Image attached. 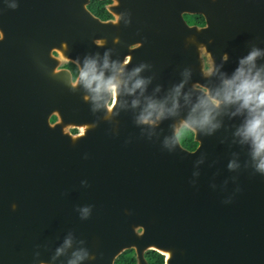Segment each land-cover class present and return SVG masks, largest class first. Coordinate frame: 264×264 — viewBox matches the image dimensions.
I'll return each mask as SVG.
<instances>
[{"label": "water", "instance_id": "95a60500", "mask_svg": "<svg viewBox=\"0 0 264 264\" xmlns=\"http://www.w3.org/2000/svg\"><path fill=\"white\" fill-rule=\"evenodd\" d=\"M89 1L0 0L3 36L10 42L12 27H50V50L63 55V28L80 27L83 52L92 55L107 50L115 27L140 31L123 42L161 46L130 63L146 65L141 75L151 78L147 93L160 86L156 96L184 79L185 70L184 91L195 83L209 87L191 44L210 43L213 58L227 54L233 61L240 50L214 45L264 49V0H116L119 25L94 16ZM184 13L203 14L207 26H189ZM59 64L51 54L44 102L12 97L0 111V264H66L72 249L52 257L69 235L73 248L88 250L85 264H114L130 249L137 264H149L151 250L165 264H264V175L242 165L238 143H223L206 164L205 145L190 153L177 136L181 127H171L185 109L156 128L135 122L138 109L94 111L85 91L71 87L70 73L56 70ZM65 74L68 81H61ZM169 136L174 139L165 146ZM229 161L238 167L229 169Z\"/></svg>", "mask_w": 264, "mask_h": 264}, {"label": "clouds", "instance_id": "9594fccd", "mask_svg": "<svg viewBox=\"0 0 264 264\" xmlns=\"http://www.w3.org/2000/svg\"><path fill=\"white\" fill-rule=\"evenodd\" d=\"M120 19V16L112 17L113 23ZM94 43L102 45L104 41L98 39ZM261 57H264V49L253 46L238 59L232 72L226 74L209 55L202 72L205 77H217L218 83L214 87L195 83L184 91L189 76L185 70L184 79L172 85L162 96H156L155 93L160 91L159 85L153 93H147L151 78L141 75L145 64L129 69L127 58L112 60L106 50L102 56L96 53L84 56L82 62L77 61L78 72L69 83L72 88L79 86L85 91L84 99L91 102L94 111L103 109L105 114H113L114 107L117 112L125 107L138 109L135 122L149 128H156L163 120L179 117L181 109H185V114L178 124L174 122L171 127L179 126L190 135H211L221 127L222 117H240L232 135L237 143L247 147L255 172L264 175V64L258 63ZM222 59L227 60V54ZM125 97L131 99L126 100ZM173 139L174 136L166 137L165 146H169ZM236 167L235 161H229V169ZM81 214L82 218L86 217L88 209L83 208ZM72 245V237H65L56 247L52 259L72 249L66 264H85L89 259L88 250L73 248Z\"/></svg>", "mask_w": 264, "mask_h": 264}, {"label": "flooded vegetation", "instance_id": "af4514ba", "mask_svg": "<svg viewBox=\"0 0 264 264\" xmlns=\"http://www.w3.org/2000/svg\"><path fill=\"white\" fill-rule=\"evenodd\" d=\"M96 2L105 3V11H99V7L96 5ZM87 8L94 16L100 18L102 21H109L112 23V17L118 16L117 14H119V12H117L119 4L116 0H90ZM125 15L138 16L142 14H138L134 11H127L125 12ZM157 15L161 17L162 12H158ZM183 18L189 26L199 28L207 26L206 18L203 14L184 13ZM114 24L119 25L120 22ZM63 29L64 32L61 35V40H63L61 48L64 50V52L63 55H61L57 49L53 50L52 52L50 50V27H12L11 32L13 37L12 41L10 42L7 41V37L5 38L3 36L4 28L0 27V111L3 108L4 100L9 101L12 97H17V99L23 98L24 100L27 99L28 104L31 100L34 101L35 99L42 102L45 101L49 95L50 82L52 80L51 54L54 58L60 60V64L56 68L57 71L63 70L69 72L71 78L77 74V61L72 59V56H86L89 54L88 51L86 53L83 52V30L80 27H67ZM127 29L129 28L127 27ZM123 31L124 30L121 27L117 26L109 32V43L107 44V50L109 51V56L112 60H122L127 58L129 60L127 65L129 69L132 66L130 64L132 58L138 55L144 56L146 54V48H161L160 45L156 44H147L136 41L123 42L125 39L132 40L136 39L138 36H142L140 31H133V34L131 30H127L126 33H123ZM114 38L118 39L114 41ZM95 45L97 44L95 43ZM191 46H195L196 49L199 50V60L202 65L204 64L205 59L210 55V58L214 61V63L220 65V71L226 74H230L232 72V70L237 65L238 59L240 58H237L236 61H233V59L229 57H227V60H223L222 57L225 54H223L220 59L213 58L211 53L206 50L211 49L210 43H196L191 44ZM214 46L220 50L226 48L238 49L240 50L238 55L242 57L247 54V52L244 51L247 49L250 50V48L254 45L247 43H236L230 45L226 44ZM104 52L105 51L100 52L99 54L102 56ZM90 54L94 55L96 53L93 52ZM220 54H222V52ZM190 62H194V60H190ZM223 63L225 64L223 65ZM258 63L264 64V59H259ZM214 77L215 76L207 77L210 81V88L216 85V80L218 81V79H215ZM61 81H68V76L65 74ZM73 95V93L70 94V96ZM80 103V97L76 96V104L79 105ZM56 119V117H52L51 122H55ZM240 119V117H222L221 127L211 135H200L199 133H197V135H190V145L184 146L180 140V134L183 128H180L177 136L182 147L190 151V153H194L196 155L198 154L199 147L202 144L205 145V151L202 156L203 162L209 164L210 157L220 153L223 143L236 142V138L233 137L232 133L235 126L240 122ZM71 132L73 134H78L79 130L77 128H72ZM193 141H195V146H193ZM236 151L238 152L242 165L247 168H252L247 147L238 143V148ZM254 175L258 176L261 174L255 172ZM148 252H146V254ZM146 254L145 258L150 264Z\"/></svg>", "mask_w": 264, "mask_h": 264}, {"label": "trees", "instance_id": "16d2710c", "mask_svg": "<svg viewBox=\"0 0 264 264\" xmlns=\"http://www.w3.org/2000/svg\"><path fill=\"white\" fill-rule=\"evenodd\" d=\"M104 4L105 3L103 2H96V5L99 7V11H105ZM180 140L184 146L190 145V134H188L184 129L180 134ZM146 257L150 264H165V257L156 251H149L146 254ZM115 264H136L134 250L130 249L123 252V254H121L116 260Z\"/></svg>", "mask_w": 264, "mask_h": 264}]
</instances>
